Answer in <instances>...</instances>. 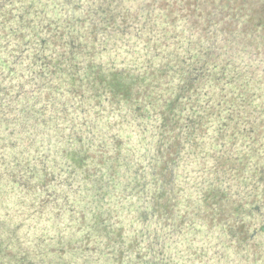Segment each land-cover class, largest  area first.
Wrapping results in <instances>:
<instances>
[{
    "label": "trees",
    "instance_id": "obj_1",
    "mask_svg": "<svg viewBox=\"0 0 264 264\" xmlns=\"http://www.w3.org/2000/svg\"><path fill=\"white\" fill-rule=\"evenodd\" d=\"M0 264H264V0H0Z\"/></svg>",
    "mask_w": 264,
    "mask_h": 264
}]
</instances>
